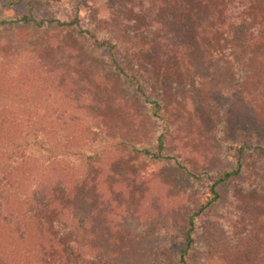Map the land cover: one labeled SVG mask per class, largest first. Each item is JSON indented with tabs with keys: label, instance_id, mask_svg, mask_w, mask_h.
<instances>
[{
	"label": "rangeland",
	"instance_id": "obj_1",
	"mask_svg": "<svg viewBox=\"0 0 264 264\" xmlns=\"http://www.w3.org/2000/svg\"><path fill=\"white\" fill-rule=\"evenodd\" d=\"M32 1L36 20L62 22L80 1L81 28L115 44L126 77L115 71L106 48L74 27L0 24V106L23 102L50 112L42 114L45 129L39 134L15 126L0 133V148L3 136L9 145L0 149V178L15 171L20 182L17 192H0V216L13 218L12 225L0 222V257L20 263L0 264H52L21 263L35 259V240L6 244L3 236L20 225L24 200L45 185H72L78 198L77 186L88 181L96 208L107 211L106 219L95 213L88 228L95 229L90 258L178 264L189 216L212 198L209 187L238 158L240 174L221 183L216 202L196 220L187 262L264 264V51L237 62L225 37L217 43L202 38L190 51L197 44L191 35L204 32L192 8L182 14L177 0ZM234 6V14L240 13ZM258 6L264 13V3ZM26 11L24 4L0 0V21ZM130 77L160 103L158 118ZM159 136L164 158L145 156L143 149L156 151ZM17 151L23 159L14 156ZM54 158L58 175L41 173L39 166ZM76 217H82L80 210Z\"/></svg>",
	"mask_w": 264,
	"mask_h": 264
},
{
	"label": "trees",
	"instance_id": "obj_2",
	"mask_svg": "<svg viewBox=\"0 0 264 264\" xmlns=\"http://www.w3.org/2000/svg\"><path fill=\"white\" fill-rule=\"evenodd\" d=\"M181 2L179 8L184 6V11L180 10L182 14L192 8L193 19H198L197 28L202 30L204 35L199 37L192 34L190 41L196 42V46L191 45L190 51L198 49L201 46L202 38L210 39L217 43L216 40L221 41L223 37L231 40V47L235 49L229 50L230 59H234L237 62L246 63L252 57V51L259 52L264 51V14L260 11L258 6L260 3H264V0H177ZM9 6H16L19 4H24L27 6V11L24 15L19 18H15L10 21H0L2 25H8L14 27L17 25H32L38 28H43L45 25L48 27L55 26L60 29L66 28H76L84 35H86L89 41L97 46L104 47L108 50L109 60L115 69V71L120 76H125V72L118 65L115 59V44L110 39L100 40L98 39L95 32L87 29H82L79 23V10L80 1L76 3V10H74V15L68 21L62 22L58 19L51 18L49 20H36L33 17V1L32 0H6ZM152 3V2H151ZM238 4L241 9L240 13L234 14L237 8L234 6ZM154 5V3H153ZM264 7V6H263ZM247 10L248 15L243 14L242 11ZM204 12L207 13V17L204 20ZM225 12H227V20L222 21ZM262 13V14H261ZM171 16L170 18H172ZM178 17L175 18V20ZM231 19V21H230ZM183 20V19H182ZM204 21V23H203ZM183 22V21H182ZM203 26L201 28V24ZM239 40V44L236 43ZM132 82L135 83V77H130ZM85 81H80L79 85ZM136 85L138 83H135ZM136 91L141 95L144 103L148 105L151 109L152 116L158 118V112L160 111V103L158 101L149 100L148 97L140 90L139 85L136 87ZM51 111V110H50ZM48 114L49 109L44 105L31 104L27 107L24 103L20 102L19 105H15L14 108H9L7 105L0 106V133L11 132L12 127H18L26 129L28 133L33 132V134H39L43 129H45L44 117L42 114ZM52 113V111H51ZM3 116V117H2ZM4 118H6L4 120ZM8 120V123L6 121ZM6 124H4V123ZM1 136V135H0ZM2 140V147L7 150L9 145L5 143V136ZM8 138V137H7ZM15 148L16 146L13 145ZM0 148V149H1ZM15 150V149H14ZM12 153H15V151ZM19 150V149H18ZM24 149H21V152ZM164 150V143L162 136L157 138V148L156 151L151 152L148 149H143L142 153L150 158H155L156 160L162 159ZM5 152V151H4ZM21 154V155H20ZM13 155V154H12ZM15 157L23 159L24 153H17ZM55 158L53 160H48L43 163L41 167V173L51 174L53 176L58 175L55 166ZM25 164V162H23ZM38 168V167H37ZM242 169L241 160L238 158L234 168L230 171H226L221 174L209 187L211 199L204 204H202L198 211L190 215L188 218V227L183 235L184 246L179 253V263L178 264H188L187 257L194 240L195 224L197 218L203 214L212 204L218 199V187L223 182H227L230 179L237 177ZM13 174L7 175L6 178H0V192L1 194H6L8 190L18 191L17 187L18 175L15 171ZM13 180V181H12ZM81 184L77 186L80 191L79 197L77 198L76 193L73 192L72 185L68 187L63 186L62 182H57L53 184L45 185L41 192L36 191V194L27 197L28 200H24L26 206V212L20 214V225L14 224L15 230L13 233L8 232L3 236L6 244L16 243L24 241V239H34L35 240V259H29L27 257L24 262H37V263H81V264H114L120 263L117 260L112 259H92L90 258V253L88 251L94 248L93 237H95V229L91 232L88 230L90 225L93 226L92 219L95 213H101V217L107 212L104 208L103 213L100 212L95 204V188H91L90 181H88L89 186ZM85 185V186H83ZM93 189V190H92ZM77 191V189H74ZM78 200V201H77ZM23 202V201H22ZM79 205V209L77 206ZM19 207L17 208V210ZM80 210L82 217H76V213ZM28 214V216L26 215ZM106 219L105 217H103ZM13 218L7 219V217L0 216V222L12 225L11 220ZM9 220V221H8ZM33 228L34 231H28V228ZM24 232H21L22 230ZM91 229V228H90ZM27 237V238H26ZM82 252H85L82 255ZM2 255V254H1ZM0 257V263H20V259L14 258V261L9 259L6 255ZM9 259V261H8ZM34 260V261H33Z\"/></svg>",
	"mask_w": 264,
	"mask_h": 264
}]
</instances>
